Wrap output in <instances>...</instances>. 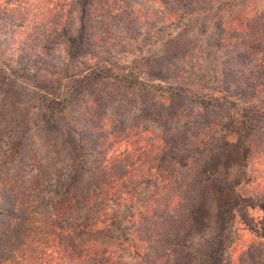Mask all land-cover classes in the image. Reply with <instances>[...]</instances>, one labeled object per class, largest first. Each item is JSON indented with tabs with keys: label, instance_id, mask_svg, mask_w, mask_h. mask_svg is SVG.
<instances>
[{
	"label": "trees",
	"instance_id": "trees-1",
	"mask_svg": "<svg viewBox=\"0 0 264 264\" xmlns=\"http://www.w3.org/2000/svg\"><path fill=\"white\" fill-rule=\"evenodd\" d=\"M199 3L197 13L212 8L202 0ZM189 5L182 3L184 8ZM171 8L167 15L182 16ZM132 9L130 0H0L1 86L6 89L9 82L10 86L21 84L20 88L27 89L30 83L29 87L37 91L47 86L56 91L63 79H73L69 89H62L61 97L44 93L48 98L47 107L64 120L68 119L67 107L78 103V95L90 87H93L91 94L95 93L86 103L93 111L91 114L83 111L91 119L89 125L80 127L74 116L60 124L67 135L76 136L70 140L79 164L89 168L86 179L78 180L77 166L66 177L53 173V179L47 181L45 173L31 175L26 181L16 171L12 173L9 167L13 164L12 151L18 147L23 134L19 128L13 134L16 139L6 151L0 152V264H127L118 248L112 246L113 241L94 235L112 222L107 213L110 208L120 206L141 187L152 183L159 186L139 209L135 228L129 235L130 243L117 241L116 245L127 252L133 264H192L188 238L205 230L206 211L192 198L179 191L174 193L172 188L163 193L174 183L182 188L180 170L193 167L192 160L198 161L197 177L213 181L206 191L213 198L220 217L237 218L246 230L253 231V218L248 214L254 207L253 199L241 196L234 183L222 180L228 169L245 168L258 152L257 144L244 129L247 117L244 107L224 124L206 120L202 109L198 110L197 119L182 124L188 110L169 113L168 108L164 116H157L159 131L148 142L141 137L146 127L140 124L128 126L122 137L119 133L116 136L101 133L100 101L110 95L115 100V91L124 89L125 83L137 85L140 92L156 90L135 77H120L110 82L113 78L102 73L107 65L103 60L107 38L104 34L110 20L123 13L132 15ZM230 23L226 29L233 28L239 52L227 58L238 61L237 71L247 69L248 78H243L246 90L262 92L264 13L249 18L240 16ZM259 28L262 32L258 35ZM225 40L221 38V42ZM54 55L63 61L88 64V68L72 75L65 67L53 71L47 59ZM91 60L96 66L92 72ZM146 70L152 80L163 76L161 65L151 64ZM240 80V77L237 81L224 78L215 87L218 98L229 99L230 89L239 91ZM108 86L115 91L107 92ZM94 100L98 103L94 104ZM20 115L19 126L25 128L26 113ZM223 129L232 135L229 140L222 136L218 143L214 134ZM82 133L91 134L89 147L84 145ZM112 147L115 148L111 150Z\"/></svg>",
	"mask_w": 264,
	"mask_h": 264
},
{
	"label": "rangeland",
	"instance_id": "rangeland-1",
	"mask_svg": "<svg viewBox=\"0 0 264 264\" xmlns=\"http://www.w3.org/2000/svg\"><path fill=\"white\" fill-rule=\"evenodd\" d=\"M130 1L132 15L123 13L113 17L104 34L107 38L103 60L107 65L102 73L113 78L110 82L120 77H135L138 82H147L146 85H152L156 90L140 92L137 85L125 83V88L116 92L108 86L105 90H114L116 99H110V95L99 103L103 109L101 133H115V136L119 133L122 137L128 126L140 124L146 127L141 137L148 142L153 139V133L159 131L157 118L164 116L168 108L169 113L171 110L177 113L188 110L182 124L197 119L198 110L201 109L206 120L221 121L224 124L244 107L247 115L244 129L257 144L258 152L251 157L245 168L233 166L228 169L222 180L234 183L237 193L253 199L254 207L248 210L253 218V231L246 230L237 218L220 217L213 198L206 191L213 181L197 177V160H192L193 167L180 170L182 188L174 183L173 187L168 186L163 193L172 188L174 193L179 191L192 198L206 211L205 230L188 238L187 250L192 264H264V91L251 92L245 89L246 81L243 78H248L247 69L237 71L240 67L238 61L227 58V55L235 57L239 51L236 49L233 28L226 29L231 20L240 16L249 18L263 14L264 0H202L212 5V8L198 13L196 9L201 0ZM183 1L190 5L184 8ZM169 8L179 11L182 16L167 15ZM260 32L262 29L259 28L256 33L259 35ZM262 34L264 37V31ZM230 36L232 38L228 40ZM221 38L226 39L225 43L221 42ZM47 61L53 65L51 70L58 71L65 67L69 69L70 75L88 68V64L63 61L56 55ZM167 61L170 62L168 65ZM151 64L163 67L161 78L152 80L146 75L147 66ZM95 67L91 60V72L96 70ZM239 77L242 84L240 90L230 89L229 99H219L215 87L220 86L224 78L237 81ZM72 82L73 79L69 77L63 79L56 91L48 86L37 91L29 87L30 83H25L27 89L20 88L21 84L10 86L9 82L6 83V89L0 85V152L6 151L16 139L13 135L16 129L23 131L18 147L15 146L12 151L13 164L9 166L10 171H16L23 181L31 175L43 173L46 175L45 181L52 180L53 173L66 177L76 166L80 173L78 180L89 176V168L79 164L70 140L76 136L67 135L66 131L60 129V124L73 116L80 127L91 123V119L85 115L93 111L91 105L86 104L87 99L89 101L91 96H95V93L91 94L93 87L77 96L78 103L67 107L66 120L47 107L48 98L44 94L60 96L62 89H69ZM92 85L98 86L94 83ZM97 103L98 100H94V104ZM219 104L222 107H218ZM22 113H26L25 128L19 126ZM82 134L85 135L84 145L89 147L91 134ZM231 135L224 129L214 134L218 143L222 141V136H227L229 140ZM158 186L156 183L145 185L133 197L126 198L120 206L110 208L107 213L112 222L94 235L108 242L113 241L112 246L118 248L117 252L127 264H133V261L116 242L130 243L129 235L135 228L133 224L138 218L137 213Z\"/></svg>",
	"mask_w": 264,
	"mask_h": 264
}]
</instances>
